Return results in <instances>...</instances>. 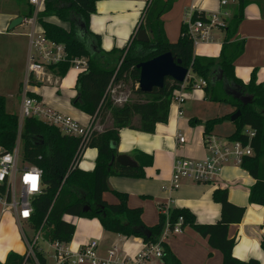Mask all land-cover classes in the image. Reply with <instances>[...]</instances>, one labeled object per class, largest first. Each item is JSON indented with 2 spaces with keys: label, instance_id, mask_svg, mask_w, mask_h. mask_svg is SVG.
I'll use <instances>...</instances> for the list:
<instances>
[{
  "label": "trees",
  "instance_id": "1",
  "mask_svg": "<svg viewBox=\"0 0 264 264\" xmlns=\"http://www.w3.org/2000/svg\"><path fill=\"white\" fill-rule=\"evenodd\" d=\"M97 1L45 0L44 9L38 13L46 36L63 43L67 49L65 61L49 66L55 75L64 77L75 58L88 59V68L77 76V94L72 99L73 105L90 115L94 124L105 122L108 116L112 119V126L102 132L94 131L87 144V147L98 149L92 171L74 167V163L81 159L80 137L64 134L57 126L34 116L26 117L20 130L19 115L7 109V98L0 94V148L12 150L20 138L23 160L43 169V190L33 199L34 212L29 219L30 226L35 230L42 228L47 241L59 240L69 244L73 240L76 225L67 221L65 216L73 215L98 218L104 229L111 232L138 236L146 242L159 240L165 226L164 215H160L157 224L148 226L142 219V207H131L126 193L116 191L119 200L115 202L108 201L104 193L111 190V175L141 177L146 166L153 163L150 154L140 151L134 155L135 166L122 165L117 160L120 155L119 132L123 127L154 132L159 122L168 121L172 100L182 83L168 77L163 87H156L151 92H144L136 86L140 79L138 64L165 52H171L176 61L180 59L183 66L191 69L193 75L207 81L203 88L208 100L228 103L235 108L233 113L241 112L233 121L235 130L227 138L252 147L254 153L245 155L241 166L256 179L250 189V202L264 206V83L258 82L255 71L248 83H244L235 73V62L245 49V41L239 40L237 35L248 1L238 0L233 8V15L224 28L225 38L218 57L196 55L185 25L178 41L172 42L167 38L162 16L172 8L175 0L148 2L137 31H148L150 42H140L135 36L119 52L115 48L105 53L101 49L100 35L93 33L89 27ZM30 8L32 12L34 6ZM200 15L196 11L193 17L204 18L203 13ZM52 16L69 23V29L49 21L48 18ZM114 78L131 84L132 93L137 98L133 97L124 105L114 104L107 95L108 86ZM193 81V78L186 81V90L193 88ZM31 84L39 83L32 77ZM29 94L41 98L32 91ZM231 115L205 121L194 118L192 122L203 123L205 134H214L217 125L230 119ZM137 116L139 120L136 122ZM214 199L222 206L221 217L217 222L196 223L194 213L188 208L172 209L171 222L183 216L184 226L195 228L208 238L212 247L224 253L221 264H261L256 258L241 260L233 255L236 240L230 237L229 229L232 224L242 220L245 207L229 200L227 188L216 189ZM261 246L264 249V239ZM163 249L162 260L165 264H183L167 244L163 243ZM36 254L40 263L46 264L43 253ZM25 261V255L11 251L6 261H0V264H24ZM27 261L31 262L32 259Z\"/></svg>",
  "mask_w": 264,
  "mask_h": 264
},
{
  "label": "crops",
  "instance_id": "2",
  "mask_svg": "<svg viewBox=\"0 0 264 264\" xmlns=\"http://www.w3.org/2000/svg\"><path fill=\"white\" fill-rule=\"evenodd\" d=\"M149 1H97L96 12L90 16L89 27L93 33L100 35L102 51L108 53L117 48L119 52V49L125 48L134 39ZM221 1L175 0L172 8L162 16L167 38L172 42L178 41L186 19L196 11L220 12L221 15L228 12V21L238 0H230L226 5H222ZM247 1L244 19L237 35L239 40L245 41V49L235 62V73L244 83H248L255 71L258 82L264 83V0ZM31 5L28 0H0V94L7 98V109L19 115L20 120L23 103L21 90L28 76V33L31 30L24 19L35 13V7L31 12ZM43 9L44 6L39 11ZM17 17H23L22 23L10 28L11 22ZM48 20L67 29L70 27L69 23L56 16L49 17ZM38 24L44 29L39 20ZM147 33L151 38L150 33L148 31ZM224 38V29L215 28L212 40L209 41L211 43L207 46L209 52H200L195 47V54L218 57ZM189 78L194 79L193 83L201 79L192 73ZM62 80L63 77L48 71L43 80L36 79L38 85H30L29 91L40 95L46 105L71 116L82 125L90 124L92 122L90 115L72 103L77 90H73L71 95L68 93L65 95L61 89ZM185 92L187 98L181 108L182 115L180 107L178 113V107L171 105L168 121L159 122L154 132H144L130 127L120 129L119 154L128 155L135 161L134 155L141 151L150 154L153 163L146 166L144 176L141 177L111 175L109 177L111 190L105 192L104 197L110 202H115L119 200L116 191L126 193L131 207H142V219L148 226L159 222L160 205H167L171 210L188 208L194 213L196 223L210 224L217 222L222 212L221 204L214 199V191L218 188H227L229 200L245 207L242 220L232 224L229 229L230 237L236 240L233 255L241 260L256 258L264 264V249L261 246L264 239V206L251 203L249 200L250 189L256 182L249 171L240 164L231 162L221 169L213 182L202 183L184 179L178 187H172L173 162L176 157L203 159L209 154L204 145L206 134L203 123L192 122L194 118L203 121L213 118L206 116L204 109L200 108V105L208 100L206 92L204 88L194 87ZM138 120L137 116L136 122ZM111 126L110 116L105 122L96 124L100 132ZM178 133L185 136L186 142L179 143L176 140ZM97 156V148L86 147L79 161V168L92 171ZM67 216L73 215H66L65 219L76 225L70 243L72 246L74 240L78 239L77 248H71L74 251L89 239L95 238L99 239L98 252L101 257H105L107 251L115 244L131 254L141 246V237L105 230L98 218L73 216L75 220H71ZM21 224L13 211L3 212L0 203V261L5 262L11 251L24 255L26 241ZM164 243L183 264H221L224 259V253L212 247L208 238L190 225H185L181 233L166 237ZM158 264L165 263L159 261Z\"/></svg>",
  "mask_w": 264,
  "mask_h": 264
},
{
  "label": "built area",
  "instance_id": "3",
  "mask_svg": "<svg viewBox=\"0 0 264 264\" xmlns=\"http://www.w3.org/2000/svg\"><path fill=\"white\" fill-rule=\"evenodd\" d=\"M34 7L35 13L24 19V22L30 25L31 30L29 36V54H28V76L22 85V120H20V130L26 117L34 116L40 120L57 126L64 134L80 137L82 140L81 157L84 149L94 131L97 130L94 121L88 125H82L76 119L61 113L57 109L46 105L41 98L31 96L29 87L32 77L43 80L47 75L50 65H54L65 61L68 57L66 46L63 43L49 39L46 36L45 29L38 24V11L44 6L45 0H28ZM230 0H222V5L228 4ZM204 18L200 17L202 14ZM194 14V13H193ZM193 14L188 17L184 23L187 28L189 37L194 43V48L200 43L212 40V32L215 28L224 29L227 25L228 12L223 15L220 12H202L198 11L197 18ZM72 66L80 69L81 72L88 68V59L86 57L75 58ZM52 72V71H51ZM191 76V70L185 82L176 90L174 98L180 107V115H182V107L186 100V81ZM207 85V81L201 78L199 82H195L194 88H203ZM139 87V83L136 85ZM107 95L114 104L124 105L132 99V88L123 80L111 81L107 89ZM254 135V132H251ZM176 140L179 143L186 142V138L178 133ZM204 145L209 154L203 159H192L187 157H176L173 162L172 187L176 188L184 179L194 182H213L217 179L221 169L235 162L241 165L245 155H252L253 149L250 145H243L240 141H231L221 138L216 134H206L204 137ZM22 152L21 141L18 139L12 150H4L0 148V203L2 211H13L20 222L29 223L32 213L34 212L33 199L42 193L43 190V169L36 164L24 161L22 167L19 166V157ZM78 160L74 163V167L78 166ZM20 182V195L17 193V181ZM161 214L165 217V226L163 232L156 242H146L141 238V246L138 250L131 254L119 245H113L105 257L99 255V239H89L78 247L76 251L69 247V244L55 240L52 247L55 251L54 257L56 264H158L162 261L164 249V239L170 235L179 234L184 229V217L180 216L174 223L171 222V209L167 205H160ZM24 239L26 241V251L24 253L26 261L31 258L36 264H41L35 251L42 232V228L35 230L36 236L33 241L26 236L22 226Z\"/></svg>",
  "mask_w": 264,
  "mask_h": 264
},
{
  "label": "rangeland",
  "instance_id": "4",
  "mask_svg": "<svg viewBox=\"0 0 264 264\" xmlns=\"http://www.w3.org/2000/svg\"><path fill=\"white\" fill-rule=\"evenodd\" d=\"M211 42H203L200 43L197 46V50L200 52H209L207 46ZM81 72L80 69L76 68L75 66H71V68L68 70L67 74L63 77V80L61 82V89L62 92L66 95L73 94V90L76 89V78L77 75ZM199 82V81H198ZM129 87H131V84H128ZM132 88V87H131ZM137 98L134 93H132V98ZM187 98V96H186ZM171 105H176L178 107V113H179V104L175 99L172 100ZM185 107V106H184ZM201 109H204V114L208 117H217V116H224L228 114H233L235 108L228 103H218L210 100H206L205 103H202L200 105ZM235 130L234 122L230 119H226L221 124L217 125V127L214 130V134L222 135L221 138L227 140V136L230 135ZM24 165V160L22 158V152L19 157V166L22 167ZM17 193L18 196L20 195V182L17 181ZM68 219L75 220L73 216H67ZM23 226V229L25 231L26 236L29 238V240L34 239L36 236V231L33 229L28 223L23 222L21 224ZM24 241V240H23ZM78 239L74 240V243L72 246L69 244V247H76L77 248ZM26 248V247H25ZM27 249V248H26ZM25 249V250H26ZM35 251L42 252L43 255L46 258V264H56L57 261L54 257L55 251L52 247V243L50 241H47L43 234L40 235L39 240L37 244L35 245ZM26 264H36L35 261L28 262Z\"/></svg>",
  "mask_w": 264,
  "mask_h": 264
},
{
  "label": "water",
  "instance_id": "5",
  "mask_svg": "<svg viewBox=\"0 0 264 264\" xmlns=\"http://www.w3.org/2000/svg\"><path fill=\"white\" fill-rule=\"evenodd\" d=\"M22 20L23 17H17L11 22L10 28L22 23ZM136 37L140 42H150V37L145 29L138 30ZM138 67L140 68L139 88L144 92H151L156 87H163L168 77L183 83L191 70L183 66L180 59L176 61L171 52H165L152 59L142 61ZM240 114V111H236L231 115V120L234 121ZM117 160L125 166L136 165V162L128 155H119Z\"/></svg>",
  "mask_w": 264,
  "mask_h": 264
}]
</instances>
